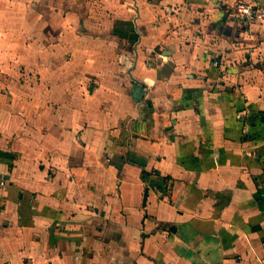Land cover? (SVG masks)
Instances as JSON below:
<instances>
[{
  "label": "crops",
  "instance_id": "1",
  "mask_svg": "<svg viewBox=\"0 0 264 264\" xmlns=\"http://www.w3.org/2000/svg\"><path fill=\"white\" fill-rule=\"evenodd\" d=\"M238 1L0 0V264H264Z\"/></svg>",
  "mask_w": 264,
  "mask_h": 264
},
{
  "label": "built area",
  "instance_id": "2",
  "mask_svg": "<svg viewBox=\"0 0 264 264\" xmlns=\"http://www.w3.org/2000/svg\"><path fill=\"white\" fill-rule=\"evenodd\" d=\"M235 9L237 16L245 22L247 20L264 22V0H240Z\"/></svg>",
  "mask_w": 264,
  "mask_h": 264
},
{
  "label": "trees",
  "instance_id": "3",
  "mask_svg": "<svg viewBox=\"0 0 264 264\" xmlns=\"http://www.w3.org/2000/svg\"><path fill=\"white\" fill-rule=\"evenodd\" d=\"M263 192V191H262Z\"/></svg>",
  "mask_w": 264,
  "mask_h": 264
}]
</instances>
